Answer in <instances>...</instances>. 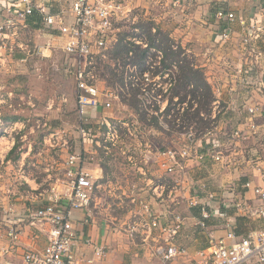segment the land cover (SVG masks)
<instances>
[{"label": "crops", "instance_id": "crops-1", "mask_svg": "<svg viewBox=\"0 0 264 264\" xmlns=\"http://www.w3.org/2000/svg\"><path fill=\"white\" fill-rule=\"evenodd\" d=\"M119 1L124 6L121 14L123 22L116 24L115 28L118 32L114 35L109 48L106 47L104 52L106 58L103 59L100 56L96 58L97 62H108L107 70L109 74L112 72L109 68L111 64L114 65L117 62L123 68V77L119 84L105 83V81L100 83L99 81L101 90L113 91L118 96V99H113V103L121 101L122 104L127 106L126 101L130 97L125 88H121L124 85L123 79L125 77V80L129 82L130 76H139V72L146 67L147 58L138 64L133 50L129 49L127 52H123L122 56H127L122 61L120 55L118 56L117 51H115L119 42L128 45L135 42L136 44H143L144 47L147 46L144 43L146 42L145 37L142 36V40L139 37L141 33L138 28V24L141 21L144 22L143 18H145L158 26L163 22V27H167L166 29L169 31V33H165L173 42L174 38H180L184 56L186 55V45L190 44L189 47L191 48L187 52L191 55L186 56L204 73L208 84L212 87L215 97L213 104L225 105L223 115L229 112L230 134L234 130L242 128L240 122L246 120L248 113L243 106L245 93L236 84L235 75L237 68L246 66L248 60L252 59L250 54L244 50L243 43V38L247 36L248 32L246 28L252 24L261 28V38L257 40L256 46L264 54V0ZM2 2L4 10L0 13V24L7 20L10 15L7 11L8 0H2ZM71 2V0H51L46 5L52 14L57 15L61 11L68 12ZM159 4H161L160 8L163 9L160 16L153 13L150 15L151 17H146L142 15L143 10L139 9L147 10L146 14H148L150 13L149 9L159 7ZM217 8L235 12L237 15L235 23L231 25L225 20L218 21L214 17ZM131 10L138 11L136 14L130 15ZM171 14L174 20L169 19ZM178 19L180 21H177ZM65 20L68 23L74 21L71 14H68ZM242 21L245 23L244 25ZM40 22L41 17L38 13L23 22L27 26H23L22 21L17 22V36H14V32L11 31L12 37L10 40L12 42L21 40L22 42H18L17 46H23L22 52L29 56L32 55L31 44L34 42L33 52L36 53L37 51V54L42 58H54L59 50H62L65 57V38L61 36L60 31L57 29H41ZM129 22L130 25L128 26L130 28L127 26L129 29L126 30L125 24ZM179 22L181 24L178 26ZM153 32H155V29H153ZM225 32L231 33L230 40L227 42L222 40V34ZM14 47L16 48V46ZM127 60L128 63H126ZM21 61L24 63L26 59ZM260 64L264 70V56ZM67 67L64 65L65 69L63 70L70 74L75 85L71 92L69 91L63 96L59 102L60 105L53 114L39 115L36 117L37 120L29 115L12 114L4 117L0 115V264H24V256L27 252H39L45 248L47 244L46 226L38 228L31 225L27 215L30 210L48 205L52 193L64 192L65 186L58 179L65 178L67 161L72 154L82 153L84 155L85 159L82 163L77 164V167L89 173L97 185L100 186L99 188L111 187V184L121 182L113 177V171L108 164L111 162L109 159L111 155L105 146L107 147L110 144L105 141L104 130L95 125V138L87 141L78 134L79 120L78 124H73V127H75L70 133L58 129L60 115L61 120L64 118L71 121L72 118L70 119V117L76 115V119L78 118L76 81L72 72L67 70ZM111 75L117 77L116 74ZM255 96L259 98L260 94L256 93ZM174 98L178 99L177 97ZM104 100L106 99L104 98ZM127 107L131 108L136 116H139L134 108L129 105ZM106 110L110 109L99 108L91 111L94 124L102 116L113 118L112 121L114 122V119L119 120L108 114ZM15 117L17 119H13ZM220 117L221 115L218 118ZM221 128L218 125L216 131L220 137H222ZM52 131L68 134L69 150L59 147L55 149L45 141L46 135L52 133ZM128 131L129 129H127ZM154 131L164 134L162 130L156 127ZM215 136L217 137V135ZM99 138H101L103 146L100 145ZM205 138L197 141L194 148L196 156L184 159L183 162H180V160L173 162L169 156L164 155L163 153L170 149L168 147L155 146L156 150L154 152L150 149L140 151V148H138L134 152L137 157H139V152H141V157L145 155L147 163L145 165H134L131 170H134L137 175V180H139L137 183L144 185L138 188L137 192L121 186L119 188L123 191L118 192L120 195H126L127 193V196L129 195L128 197L132 198L133 202L137 200L141 204L146 202L145 206L153 204L155 211L163 221L169 220L173 216L174 209L170 208L169 203L177 200L173 196L176 192V196H179L177 203L180 205V214L185 218V225L177 238V245L186 248L193 257H196L201 249L208 247L211 240L223 239L229 232L235 233L237 237H242L264 230V220L248 217L246 208L247 206H257L259 204V200L254 194V188L264 187V177L261 176L255 165H259L264 169V148L253 145L243 150V147L240 148V140H235L233 141L234 147L230 149L229 164L224 163L225 161L215 162L209 153L210 145L208 144L209 140L212 141L213 139ZM250 144H252V141ZM259 159L263 163H259ZM103 165L106 166V170ZM215 167L221 168L219 169L220 172L222 169L224 171L217 173L218 175L212 173V169ZM226 168L229 172L225 171ZM146 173H148V176H146ZM143 175L145 176L143 177ZM125 182L123 180V183ZM248 182L250 188L246 187ZM175 183L176 187L173 186ZM215 184H219V190L212 189L211 185ZM226 184L229 185L226 186ZM188 185L191 186L187 190ZM99 188L95 190L96 199L94 201L98 199L96 193ZM149 200L151 202H147ZM195 200H198V206L190 204ZM94 201L91 205V212L76 211L74 213V226L78 235L77 257L92 260L94 264L134 263L133 258L140 257V253L131 254V251L126 248L128 245L122 239L118 236H112L113 234H110L108 227H103V223L101 224L96 216ZM202 208L206 209L209 217H203ZM85 219H88V223L84 222ZM202 223H204V226L201 225ZM11 227L20 230L16 242L8 236ZM84 237L90 238L92 243L85 244L83 242ZM138 239L136 238V240ZM135 241H132V247H147L144 249L146 250L145 258L147 261L152 262L156 258L160 261L155 252L156 247L159 245L157 241L150 240L146 243L147 246L142 244V240L139 246ZM95 246L105 247L106 257L100 259L95 254Z\"/></svg>", "mask_w": 264, "mask_h": 264}, {"label": "built area", "instance_id": "built-area-1", "mask_svg": "<svg viewBox=\"0 0 264 264\" xmlns=\"http://www.w3.org/2000/svg\"><path fill=\"white\" fill-rule=\"evenodd\" d=\"M50 1L8 0L7 11L10 15L0 24V57L5 51L12 55L15 50L16 40L14 42L10 40L12 37L10 32L13 31L14 36H17V22L22 21L23 24L29 17L38 13L41 17V29H57L65 38L64 51L68 59L67 70L72 72L77 87L78 134L90 141L95 138L94 128L95 125H98L101 130H104L105 141L110 144L107 147L115 146L119 138V126L107 116H102L94 124L91 111L99 108L110 109L113 99H118L113 91H103L99 88L96 58L98 56L106 58L104 52L107 42L110 39V34H113L115 21L123 13V3L119 0H71L68 12L61 11L55 15L46 5ZM2 3L0 0V13L4 10ZM68 14L73 16L72 23L65 20ZM214 17L218 21H228L231 25L237 20L235 12L224 8H217ZM242 24L245 23L242 21ZM23 26H27V24H23ZM246 29L248 32L247 36L243 38L244 50L250 54L252 59L248 60L246 66L237 68L235 76L236 84L245 93L243 106L248 116L241 123L242 128L232 132L231 138L235 140L251 139L255 145L264 148V70L260 64L264 54L256 46L257 40L261 38V28L252 24ZM230 35L229 32L223 33V42L229 41ZM152 50L155 53H152ZM152 50L146 59L148 69L141 78H145L146 82H149L150 79L154 80L150 77L151 75L155 78L167 76L169 77L167 82H170L171 70H165L163 73L155 75L156 69L161 66L163 53ZM129 82L141 93L142 83L139 76H130ZM152 84L158 85L155 82ZM149 92L152 93L153 101L158 102L162 97L158 89L149 88ZM256 93L260 94L259 98L255 96ZM146 95L148 96V93ZM213 119H216V114ZM180 123L185 124L181 118H177L176 125L180 126ZM214 127L213 132L207 131L204 137L216 135L218 124ZM67 135L66 132H52L46 135L45 141L53 148L69 150ZM186 135L189 142L192 143L194 137L192 130H188ZM208 144L212 159L215 162H224L220 141L213 139ZM107 147H105L106 150H109ZM185 149L182 150V153L180 152L182 158L189 152V147ZM163 154L169 156L173 162L178 160L176 152L167 151ZM84 159L82 153L72 154L67 161L65 178L58 179L65 186L64 192L52 193L48 205L29 211L27 219L31 225L38 228L46 226L47 244L42 251L27 252L24 256V264H94L92 260L78 258L76 255L78 235L74 226V213L76 211L91 212L92 202L96 199L95 190L100 187L89 173L77 167V164L82 163ZM259 163H263L261 159H259ZM255 167L264 177V169L259 165H255ZM246 187H251L249 182ZM254 194L259 200V204L247 206V215L250 218L264 220V187H255ZM190 204L198 206L199 202L195 200ZM145 211L148 213L147 218L139 223L134 222L129 225L126 231L131 238L136 237L141 231V240L144 244L150 240L157 241L159 245L155 252L161 264H264V230L242 237H237L235 233L229 232L223 239L211 240L208 247L201 249L198 255L193 257L186 248L177 245V238L185 225V218L182 214L173 212L171 219L163 221L155 209L145 206ZM202 214L203 217H209L205 208H202ZM84 222L88 223V219H85ZM201 225L204 226V223ZM19 234L20 230L15 227H11L8 231V236L14 242L17 241ZM83 242L85 244L92 243L90 238L86 237L83 238ZM95 254L100 259L106 257V248L95 246Z\"/></svg>", "mask_w": 264, "mask_h": 264}, {"label": "rangeland", "instance_id": "rangeland-1", "mask_svg": "<svg viewBox=\"0 0 264 264\" xmlns=\"http://www.w3.org/2000/svg\"><path fill=\"white\" fill-rule=\"evenodd\" d=\"M159 7L149 9L148 14L147 10H144L142 8H139L143 10L142 15H145L146 17H151V14H157L160 16L161 11L163 13V9ZM138 9V10H139ZM148 9V8H147ZM138 10H131L129 13L130 15L136 14ZM141 13V12H140ZM121 16V15H120ZM124 16V15H123ZM122 16L119 17L115 23H114V31L113 34H110V39L107 42V48L111 45V42L114 39V35L118 32L116 30V24L118 25L119 22H123L121 20ZM169 19L174 20V18L171 16ZM143 21H149L143 18ZM177 21H180L178 19ZM177 23V22H176ZM181 22H179L177 25L179 26ZM129 23L125 24V29L128 30L130 27ZM129 28H128V27ZM164 23L161 22L160 28L164 31L169 33L167 27H163ZM171 28V27H170ZM174 46L177 48V46L182 47L181 39L180 38H174ZM15 42V50L12 53V55H9L7 51H5L2 56L0 57V115L1 117H4L6 115H12V114H19L24 116H33L36 118L37 116L41 115H48L53 114L56 111V108L60 105L59 102L65 96L69 91L71 92L74 88V81L70 77L69 73L64 72L63 69L64 65L66 67L68 66V59L67 56L64 57L62 50H59L56 53V57L54 58H42L40 55L34 53V42L31 44L32 49V55L29 56L26 53H23L22 50L24 49L23 46H17L18 42ZM11 43V41L9 40ZM22 42V41H21ZM190 44L186 45L185 53L188 56L187 51L190 50L191 47H189ZM36 50V49H35ZM97 51V49H95ZM152 53L153 52L152 50ZM191 55V54H190ZM189 58V57H188ZM22 59H26V62L22 63ZM98 63V75H99V81L100 83L105 81V83H112V84H119L120 80L123 77V68L120 66L117 62L114 63V65L111 64V67L113 69H116V75L117 77H113L111 73L109 74L107 67L108 62H97ZM110 64V63H109ZM24 65V66H23ZM116 67V68H114ZM27 68V69H25ZM173 70H171V81H168L167 76H159V78H155L154 76H150L152 79L149 82H146L145 78H141L142 83V91L145 89L146 91L142 93H137V98L142 102V106L146 109L148 115L147 120L142 121L140 120L139 116H136L133 110L131 108L127 107L126 105L122 104L121 101H116L113 103L112 108L110 110H106L108 114H111L112 117H116L119 120H115V124H117L120 128L119 130V138L116 142L115 146L107 147L109 148L108 152L111 155L109 157L110 161L109 167L113 171V177L117 178L116 180L121 181L120 183L111 184V187L107 188H99L97 194V200L94 201L95 204V210H96V216L98 218V221L103 227L107 228L112 233V236H118V238L122 239L125 244L128 246L126 247L131 251V254L140 253V257L133 259L135 260L134 263L130 262L129 264H161L159 260L154 259L152 262L147 261L145 258L146 248H142L139 246V243L141 241L142 233L140 231L139 234H137L136 237L131 238L129 234L127 233L126 229L129 225H132L134 222H141L144 219L147 218L148 213L145 211V203H140L139 200L133 202L132 198H129L126 195H120L118 192L123 191V189H120L119 187L125 186L128 190H135L138 191V188H141L144 184L137 183V175L134 172V170H131V168L135 165H145L147 163V159L144 156H140V153H138L139 157H137V154L134 151H137L138 148H140V151L142 150H148L154 152L155 146L160 147H168L169 150L167 151H173L177 153V159L180 162H183L185 159H190L193 156H196L194 154V148L196 147L197 141L199 139H204V134L208 131H212L215 128L214 125H219V127H222V137L219 136V134H216L217 137L214 136H208L205 139H218L220 143L222 144L221 150L224 157V163H228L229 155H230V149L234 147L235 139L231 138L230 134V119H229V112L222 114L225 111V105H217L216 103L213 104V110L212 114L210 116H206L205 119V125L200 124V126H205L204 131H198L200 130L199 123L196 121H191L190 124L187 122H184L183 119L182 122L185 124H181L180 126L176 125L177 118H182V114L185 112L186 107L188 106L187 103L180 104L178 102V99H173V104L171 108V113L166 115L165 110L167 108L170 96H171V90L172 87L175 85V77L177 76L176 68L172 67ZM107 70V71H106ZM156 70H159V73H163L166 69H164V66L161 62V66H159ZM100 71V73H99ZM113 71V70H112ZM155 72V71H154ZM106 73V75H104ZM103 75V76H102ZM175 75V77H174ZM102 76V79H101ZM177 78V77H176ZM113 79V80H111ZM158 84L157 86L152 83ZM104 83V84H105ZM171 84V85H170ZM230 84V83H229ZM106 85V84H105ZM149 88L151 89H158L159 94L162 96L161 99L156 102L153 101L152 93L149 92ZM148 93V96L146 95ZM152 102H148V101ZM150 104V105H149ZM66 110L67 107L65 106ZM158 108V109H157ZM73 109L75 111L74 105ZM61 114V113H60ZM174 114L176 116H174ZM179 114V115H177ZM214 114H216V119H213ZM133 115V116H132ZM219 115H221L220 118ZM153 116L158 118V125L162 129V133L158 132L156 133L154 131L155 126H153ZM171 116V117H170ZM57 117V116H56ZM66 117V116H65ZM76 116H71L70 121L69 119L61 120V115L59 116L60 125H58V129L66 130L68 133H70L74 127L73 124L78 122V118L76 119ZM176 117V118H175ZM212 117V118H211ZM35 120V122H36ZM113 120V118H112ZM117 121V122H116ZM168 121H175V124L168 122ZM215 122V124H214ZM244 121H241L240 123H243ZM120 123V124H119ZM152 123V124H151ZM78 124V123H77ZM214 124V125H212ZM127 129L129 131L127 132ZM188 130H192L194 133V137L192 138V143L189 142V138L187 137L186 133ZM203 131V132H202ZM53 132V131H52ZM45 133V132H44ZM225 133V134H223ZM49 134V133H48ZM224 135V136H223ZM63 136V134H61ZM204 137V138H203ZM39 138V134H38ZM65 138V136H63ZM220 138V139H219ZM100 139V145L103 146V143ZM210 141V140H209ZM252 141V144H250ZM108 143V142H106ZM171 143V144H170ZM141 144V145H139ZM168 144V145H166ZM55 145V144H54ZM139 145V146H138ZM240 148H244L245 150L248 146H258L254 144L253 140H247V139H240ZM106 147V146H105ZM186 147H189L188 154L182 158L180 156V152L182 153V150ZM51 148V147H49ZM57 149V148H55ZM188 149V148H187ZM219 149V148H218ZM186 150V149H185ZM143 153V152H142ZM244 153L242 154V156ZM241 156V159H242ZM131 158V159H130ZM244 159V158H243ZM129 162H128V161ZM229 164V163H228ZM227 166V165H225ZM215 169V171H213ZM219 167H215L212 169V173L219 174L224 171V169L219 171ZM227 172L228 168H226ZM217 174V175H218ZM127 175L126 177H124ZM145 175H143L144 177ZM146 176H148V173H146ZM54 177V175H53ZM123 180L126 181L123 183ZM229 184H226V186ZM176 187L175 185H173ZM191 185L187 186L190 188ZM219 184L211 185L212 189L219 190ZM174 187V188H175ZM178 187V186H177ZM197 187V185H195ZM118 189V190H117ZM198 189V188H197ZM179 190V188H178ZM111 191V192H110ZM197 193V192H196ZM201 193V192H200ZM198 194V193H197ZM176 192H174L173 196L179 199V196H176ZM145 200V199H144ZM177 200H174L173 202L169 203L170 208L174 209L173 212L180 213L179 207L180 205L177 204ZM147 202H151L150 200ZM151 207L154 209V205L150 204L148 207ZM169 208V209H170ZM184 213V212H183ZM136 238L139 240H136ZM139 246H133V242ZM142 244H144L142 242ZM147 246L146 244H144ZM144 259V260H143ZM147 261V262H146Z\"/></svg>", "mask_w": 264, "mask_h": 264}, {"label": "trees", "instance_id": "trees-1", "mask_svg": "<svg viewBox=\"0 0 264 264\" xmlns=\"http://www.w3.org/2000/svg\"><path fill=\"white\" fill-rule=\"evenodd\" d=\"M138 28L141 33V36L139 37H141V40L143 38L142 36L145 37L146 42H143L146 43L147 46L144 47L143 44H136L135 42H131L129 45L121 44L119 42L115 48V51H117L116 53L118 56L120 55V60H125L127 55L122 56V53L127 52L129 49L134 51V56L138 64H140L143 59L147 58V54L149 53L151 48H155L158 51H161L163 53L162 64L164 66V69L173 70L172 67L176 66L177 72V78L174 75L176 83L174 87H172L171 96L168 106L165 110V114L168 115L171 113L173 99L174 97H177L180 104L187 103L188 105L185 109V112L182 114L181 119H183V121L187 122L188 124H190L191 121H197L199 123L198 128H201L198 131L204 130L205 126H200V124L204 123L203 125H205V117L212 114L213 102L215 101L212 87L208 84L204 73H202V71L199 70V68H197L186 55H183L184 52L180 46H177V48L174 46V42L170 39L168 34L165 33L154 22L141 21L138 24ZM153 29H155V32H153ZM99 63H101V61H99ZM126 63H128V60L126 61ZM145 66L146 67H144L139 72V77L142 76L143 73L148 69L147 63H145ZM109 68L113 70L111 74H117L116 69L114 70L110 65ZM159 72L160 71L157 70L155 72V75ZM123 80L124 85L121 86V88L124 87L125 91L127 92V94H129L130 97V99L126 101V104L137 111L140 120L146 121L148 113L144 106H142V102L137 98L139 89L137 87H132L130 82H127L125 80V77ZM174 116L176 115L174 114ZM13 119H17V117ZM157 121L158 118L153 116V126L162 130L159 127ZM171 123L175 124V121ZM103 167L105 168V170L107 169L106 166L103 165Z\"/></svg>", "mask_w": 264, "mask_h": 264}]
</instances>
